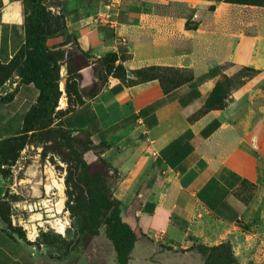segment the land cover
<instances>
[{
	"label": "crops",
	"instance_id": "obj_1",
	"mask_svg": "<svg viewBox=\"0 0 264 264\" xmlns=\"http://www.w3.org/2000/svg\"><path fill=\"white\" fill-rule=\"evenodd\" d=\"M160 1L47 0L49 9L66 21L63 33L49 38L47 46L66 44V49L68 38L76 40L90 57V66L79 71L89 91L93 63L108 54L125 56L117 64L128 70L130 80L136 79L134 71L150 67L193 73L189 83L167 94L158 80L129 85L109 77L100 92L84 96V104L55 119L54 126L82 134L94 147L88 151L91 163L101 158L113 168V198L121 202L122 218L138 236L130 264H167L173 257L195 254L190 252L195 245L223 243L231 244L239 264H263L258 257L264 239L257 229H264V212L261 206L254 210L253 193L259 186V162L246 147L247 130L235 124L244 115L235 103L200 111L225 74L222 66L250 67L264 78V33L252 30V18L240 22L238 11L233 15L236 9L222 6L187 30L186 17L174 9L200 6ZM24 13L23 0H0V64H9L24 44ZM224 13L231 16L223 18ZM256 83L246 82L233 101L251 96ZM4 88V96L15 91L0 109V131L5 132L11 118L31 109L38 91L31 85L17 88L16 80ZM242 123L248 128V121ZM5 137L0 135V141ZM26 152L12 168L13 182L0 172V199L7 191L39 196L43 184L51 195L54 172L42 168L37 157L24 165ZM102 252L93 264H105ZM0 264L41 260L36 250L0 229Z\"/></svg>",
	"mask_w": 264,
	"mask_h": 264
},
{
	"label": "trees",
	"instance_id": "obj_2",
	"mask_svg": "<svg viewBox=\"0 0 264 264\" xmlns=\"http://www.w3.org/2000/svg\"><path fill=\"white\" fill-rule=\"evenodd\" d=\"M226 1L244 6L264 5V0ZM23 3L25 9L24 44L9 64H0V71L5 74L3 83L13 78L16 80L17 88L34 86L38 91V98L26 113L25 129L22 134L0 141V172L4 178L11 177L12 168L16 165L31 138H39V141L46 145L43 158H46L48 153L57 151L67 164L66 209L70 215L80 221L84 242L98 236L99 231L103 229L105 236L113 245L117 264H130V255L138 241V236L134 229L124 222L121 202L113 198L111 190V180L114 177V174H111L113 168L101 158H98L96 162L87 163L84 154L94 149L90 140L79 142L83 149L77 151L74 148L77 139L73 132L53 127V123L55 119L72 112L76 106L84 104V96L91 97L100 92L108 84L109 77H114L129 85L137 81L158 80L164 93L167 94L189 83L193 79V73L186 69L150 67L134 71L136 79L130 80L128 70L122 64H117L120 59H125V56L108 54L93 63L95 80L92 81V89L89 91L88 86L83 82V75L79 71L90 66V57L80 49L76 40L70 41L68 38L71 45L66 49L63 48L66 44L52 49L47 46L49 38L62 34L66 29L65 16L54 14L49 9L47 0H23ZM197 26L189 21L186 22L187 30H194ZM64 64L68 65L65 85L68 107L56 113L58 101L62 95L60 73ZM225 67L226 65L221 67L223 72H225ZM243 68L256 71L250 67ZM226 83V78L224 81L217 82L204 102L201 114L225 109L226 102L231 95V90L226 87ZM14 96L15 91L0 98V107L11 102ZM29 133L32 134L29 135ZM58 139L62 140L63 144ZM59 145L66 146L68 152L63 154ZM57 146L58 148H55ZM10 193L7 191L0 199V221L4 225L1 230L10 237L18 236L23 239L25 234L22 227L13 226L11 220V202H17L18 197L14 195L10 200ZM38 240L47 245L54 243L44 232ZM190 252L198 254L203 264H239L230 243L214 247L195 245Z\"/></svg>",
	"mask_w": 264,
	"mask_h": 264
},
{
	"label": "rangeland",
	"instance_id": "obj_3",
	"mask_svg": "<svg viewBox=\"0 0 264 264\" xmlns=\"http://www.w3.org/2000/svg\"><path fill=\"white\" fill-rule=\"evenodd\" d=\"M188 2H195L200 7L198 9H193L186 4ZM161 3L165 2L163 0L160 1ZM185 6L188 8L186 9H174V12L177 14L178 12L181 15L186 17V22H190L193 25H197L201 18H205L207 14L213 11L215 8L222 6L223 8L232 7L236 9L234 11V16L238 11V18L240 22H245L248 18H252L255 22V28L253 27L252 30H256V33L262 32L264 33V5L262 6H244V5H235L232 3L227 2L226 0H185ZM182 6V5H181ZM199 13L198 18L194 19V15ZM231 14L224 13L222 15L223 18L229 17ZM262 26V27H261ZM262 28V29H261ZM62 70V68H61ZM61 75V73H60ZM259 71H249L245 70L243 67L240 66H230L226 65L225 67V74L222 76L220 80L227 79L226 87L231 90V95L229 100L226 102L228 107L230 104L235 103L236 109L240 110V114L244 115L242 118L239 119L240 122L236 121L235 124H239L242 128L247 130L246 133V147L250 150V152L256 156L259 162V170H260V179H259V186L258 188L255 187L253 190L254 193V210H257L260 206L264 212V78L261 76ZM5 74L0 71V98L4 97V93L7 92L5 90L4 85L7 83H12L15 79H10L3 83L5 79ZM68 76V75H67ZM225 77V78H224ZM62 78V76H61ZM256 79L257 85L254 88L253 94L247 95L244 98H241L240 101H233L234 94L241 88L243 85L248 82ZM3 83V84H2ZM12 85V84H11ZM90 90L92 89L89 88ZM60 90H61V97L58 101V106L56 108V113L61 110L60 108L66 109L68 107V96L65 87L62 85V81L60 83ZM225 107V108H226ZM2 106L0 107V109ZM27 113V112H26ZM24 114H18L10 119L9 123L4 131H0V135L7 136L3 138L1 141H5L6 139L12 138V135L17 133L22 134L23 129H25L24 119L26 116ZM4 117V116H3ZM2 117V118H3ZM58 117V116H57ZM6 118L3 120L5 121ZM244 121H248L249 126L248 128L245 126L243 127ZM55 123V120H54ZM53 123V127L54 126ZM236 124V125H237ZM32 133H29L31 135ZM77 141L74 144V148L77 151H82L83 147L80 144L84 137L82 134H73ZM20 136V135H19ZM57 139V138H56ZM59 140V139H58ZM60 143L63 144L62 140H59ZM80 142V143H79ZM61 147L60 151L65 154L67 151L66 146L59 145ZM46 145L39 141V138L32 137L30 142L28 143L26 154L24 155L25 164L29 163L30 160H33L34 157H37V160L40 164H42V168L44 165L48 166L53 172L56 179L65 184V178L67 176V164L63 161V157L59 155L57 151L48 153L46 158H43V151ZM33 148V149H32ZM55 148H58L55 147ZM29 156V157H28ZM28 157V158H27ZM22 158V156H20ZM19 158V160H20ZM84 159L87 163H91L92 156L86 152L84 154ZM44 174V172H43ZM45 175V174H44ZM54 175L52 177L55 180ZM13 176V174H12ZM19 176H22L20 173ZM49 176H52L51 174ZM50 178H47V180ZM14 179L11 177V181L13 182ZM66 187V186H65ZM67 188V187H66ZM43 190V189H42ZM251 193V191H250ZM16 195L18 197L17 202H11V220L12 224L15 227H22L21 229L24 231L25 238L21 239L18 236L16 238L21 239L24 241L28 246L32 247L34 250L38 252V256L41 260V264H93L100 258V253H103L104 250L105 254V264H117L116 256L114 253V248L111 241L105 236L104 230H100L98 236L95 238H91L88 241L83 240L81 235V223L80 221L70 215V213L65 209L62 214L58 215L61 218H65L67 220V230L65 231L64 235H61L55 232L49 225L44 223L42 227L39 228L37 234L34 235L32 240L28 239V232L24 229L22 222L27 223V220L30 216V212L25 209V205H27V201L31 198V194L28 191L23 193H10L9 199ZM53 201H57L58 198L56 196V191L53 190L51 195H48ZM249 199L251 195L249 194ZM245 200L246 203H250L251 200ZM66 202H67V194H66ZM259 211V212H260ZM46 222V221H45ZM4 225L0 221V229L3 228ZM259 230L264 239V229H257ZM46 233L48 237H50L54 243L53 245L43 244L42 241L38 240L42 233ZM258 262L264 264V250L262 255L258 257ZM167 264H201V258L197 254H190L187 256H178L173 257L172 260L168 261Z\"/></svg>",
	"mask_w": 264,
	"mask_h": 264
},
{
	"label": "water",
	"instance_id": "obj_4",
	"mask_svg": "<svg viewBox=\"0 0 264 264\" xmlns=\"http://www.w3.org/2000/svg\"><path fill=\"white\" fill-rule=\"evenodd\" d=\"M68 75V65L64 64L61 70L62 76V85L65 87ZM43 180L47 182V179ZM52 185V191H56V196L58 198L57 201H53L48 198V194L45 190V185L43 184L42 192L39 196H34L29 198L27 201V205H25V209L28 210L31 214L27 220V223L22 225L24 229L28 232V239L32 240L34 235L37 234L39 228V220H31V217L34 215H39L42 221H48L52 216L59 217L58 215L62 214L65 209L66 203V187L64 183L59 182L55 177V182L53 179L50 181ZM52 193V192H51Z\"/></svg>",
	"mask_w": 264,
	"mask_h": 264
},
{
	"label": "bare ground",
	"instance_id": "obj_5",
	"mask_svg": "<svg viewBox=\"0 0 264 264\" xmlns=\"http://www.w3.org/2000/svg\"><path fill=\"white\" fill-rule=\"evenodd\" d=\"M51 184V183H50ZM50 189V187H49ZM47 191V190H46ZM39 220V225L42 227L44 223L49 225L55 232L64 235L67 230V220L65 218L52 216L48 221L44 222L40 219L39 215H34L31 217V220Z\"/></svg>",
	"mask_w": 264,
	"mask_h": 264
}]
</instances>
